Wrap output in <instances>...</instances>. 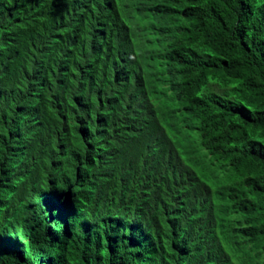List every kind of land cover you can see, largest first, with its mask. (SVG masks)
Listing matches in <instances>:
<instances>
[{"label":"trees","instance_id":"trees-1","mask_svg":"<svg viewBox=\"0 0 264 264\" xmlns=\"http://www.w3.org/2000/svg\"><path fill=\"white\" fill-rule=\"evenodd\" d=\"M79 5L0 0V264H264V0Z\"/></svg>","mask_w":264,"mask_h":264},{"label":"clouds","instance_id":"clouds-1","mask_svg":"<svg viewBox=\"0 0 264 264\" xmlns=\"http://www.w3.org/2000/svg\"><path fill=\"white\" fill-rule=\"evenodd\" d=\"M79 8H84L83 15L86 19V26L91 31V34L107 38L112 34L103 33L95 25V20L110 19L119 23L124 22V15L122 13V0H77ZM82 16L79 14L76 21L79 23ZM85 23V22H84ZM124 25V24H123Z\"/></svg>","mask_w":264,"mask_h":264},{"label":"rangeland","instance_id":"rangeland-1","mask_svg":"<svg viewBox=\"0 0 264 264\" xmlns=\"http://www.w3.org/2000/svg\"><path fill=\"white\" fill-rule=\"evenodd\" d=\"M164 100H156V102H163Z\"/></svg>","mask_w":264,"mask_h":264}]
</instances>
